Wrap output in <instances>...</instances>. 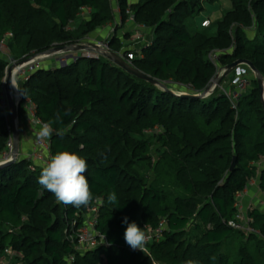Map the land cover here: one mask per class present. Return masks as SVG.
I'll list each match as a JSON object with an SVG mask.
<instances>
[{
    "label": "trees",
    "instance_id": "1",
    "mask_svg": "<svg viewBox=\"0 0 264 264\" xmlns=\"http://www.w3.org/2000/svg\"><path fill=\"white\" fill-rule=\"evenodd\" d=\"M115 1L122 22L131 8L135 22L153 33L150 44L134 49L132 65L172 92L102 56L42 67L21 80L20 119L28 98L45 123L60 113L62 122L52 124L50 158L61 151L84 158L93 201L79 208L58 203L38 183L44 164L31 169L30 161L19 158L0 169V264L5 248L21 254L19 264H264V212H247L255 230L248 236L230 224L237 194L257 176L252 163L264 158L258 82L252 73L249 89L235 102L219 89L203 99L178 92L182 84L191 87L185 93H202L218 67L238 59L253 62L264 75V0H230L232 8L216 21L215 32L214 22L198 27L193 21L204 0ZM83 6L93 8L91 17L67 29ZM115 19L113 0H0V39L13 33L9 54L0 53V153L10 139L1 103L9 58L40 54L55 42L81 43ZM121 38L114 33L111 49L130 52ZM216 52L217 63L211 59ZM258 180L264 190V165ZM112 192L115 204L108 201ZM95 206L97 228L111 245L78 250L71 228ZM125 217L141 229L162 220L165 226L147 242V251H134L124 240Z\"/></svg>",
    "mask_w": 264,
    "mask_h": 264
},
{
    "label": "built area",
    "instance_id": "2",
    "mask_svg": "<svg viewBox=\"0 0 264 264\" xmlns=\"http://www.w3.org/2000/svg\"><path fill=\"white\" fill-rule=\"evenodd\" d=\"M207 1V0H204ZM94 12L93 8L90 6H83L78 13L76 22L80 20L79 24L82 23V21L88 20L92 13ZM127 14L130 15L132 18L131 20L135 22V16L132 14V11L130 8L127 9ZM119 18V19H118ZM128 21V20H127ZM129 22V21H128ZM131 22V21H130ZM73 23V22H72ZM71 23V24H72ZM78 23V22H77ZM122 19L120 17V14L117 16L114 22L109 23V27L112 29H115L118 25H121ZM107 25V26H108ZM211 25V21L209 19L204 20L201 23V27H209ZM135 27H137L135 30L137 32L134 33L131 39V42L134 43L135 46H137L141 42L147 41V36L143 34V31L146 29V27L142 24H137L135 22ZM75 27H71L69 25L67 29H75ZM13 37L12 32H8L2 39H0V50L1 52H4V49H8V40ZM86 40V39H85ZM83 40L81 43H85L88 40ZM97 45L106 48L111 49L110 47V40L106 41H93ZM147 44H150L149 41H147ZM132 50L128 53H124L123 51L118 52L120 55H122L128 62H131L135 55L134 48H131ZM138 49V48H137ZM83 56V57H99L100 55L92 52H76L71 54H57L53 57H55L56 61L60 64V66L68 64L70 61L75 60ZM51 58L50 56H45L43 54H33L31 56H24L21 59H15V58H9V63L6 67L7 69L14 64L19 63L22 60H25V62L14 70V83L18 85V82L16 80L17 77H20V80H28L31 74L38 69H41L43 66L42 62L43 60ZM211 59L213 62L217 63L219 61L218 52L213 53L211 55ZM224 71V68L221 69L220 72L222 73ZM217 73V74H218ZM252 70L247 65H239L237 66L233 72H232V80L231 85L233 86L234 90L229 93L227 92L226 95L231 99L232 102H235L239 99L241 94L245 91H247L251 85V75ZM5 83V80H4ZM178 88L181 93H185L188 91V89H191L190 85H182L179 84ZM14 98L16 101L20 103L22 100L21 94L19 89L14 87ZM2 106L5 110L9 109L8 105V99L6 95L5 86H3V92H2V100H1ZM25 107L28 112V115L31 118V122L34 126V144L32 146V150L30 153L27 154L25 157L28 161H30L32 164L30 166L31 169H35L37 164H46L47 161L50 160V137L46 139H39L36 135V132L40 128V126L45 123L43 120L37 117L36 115V105L31 99H26L25 101ZM9 133H10V139L7 143V149L0 153V164L8 162L13 154V139H12V126H9ZM255 166L262 167L264 165V158L261 159L259 162L253 163ZM247 188H245L244 191L239 192L237 194L236 199V207H237V215L236 220L231 221L230 224L237 229H241L243 231L247 232H255V230L249 226V223H246L247 217V211L244 210L242 207V200L245 197V194H247ZM263 204V202H261ZM248 210V209H247ZM98 207L95 206L93 208H88V213L85 215V218L83 219L81 224H77V222L73 223V226L71 228V234L69 238L71 239L72 243L75 245L76 249L78 250H88V249H95L102 246H110V242L107 238V236L100 232L97 228L98 225ZM247 216V217H246ZM246 225V226H245ZM165 226V220H162L158 227L152 228L151 226L147 225L144 227V232L146 233L148 237V241H151L153 239H158L160 235L162 234V231ZM147 251L146 247L145 250ZM1 253V250H0ZM2 257H4L1 260V264H19L15 261V259L21 254L19 252H16L12 248H5L2 251ZM70 261L74 260V256H71L69 258Z\"/></svg>",
    "mask_w": 264,
    "mask_h": 264
},
{
    "label": "clouds",
    "instance_id": "3",
    "mask_svg": "<svg viewBox=\"0 0 264 264\" xmlns=\"http://www.w3.org/2000/svg\"><path fill=\"white\" fill-rule=\"evenodd\" d=\"M12 85L19 89L15 83H12ZM64 115H69V111H65ZM55 122H62L60 113L55 114L53 121L43 123L40 126L36 132L37 137L39 139L49 138L54 132L52 124ZM56 134L63 135L60 131H57ZM86 172L87 162L84 158L75 152L61 151L53 155L42 166L38 183L51 192L58 203L77 208L87 207L93 201V194L89 181L85 176ZM108 201L113 204L117 202L115 192L108 195ZM123 223L127 225L124 232L125 243L134 251L144 252L148 242L144 230L136 222H129L127 217L123 219ZM184 264H198V262L186 260Z\"/></svg>",
    "mask_w": 264,
    "mask_h": 264
},
{
    "label": "water",
    "instance_id": "4",
    "mask_svg": "<svg viewBox=\"0 0 264 264\" xmlns=\"http://www.w3.org/2000/svg\"><path fill=\"white\" fill-rule=\"evenodd\" d=\"M92 52L96 53L100 56L105 57L109 61L113 62L120 68L124 69L128 73L140 78L147 80L149 82H152L166 90L171 91L163 82L159 81L158 79H155L151 77L150 75L145 74L144 72L140 71L139 69L135 68L131 62H128L122 55H120L118 52L113 51L112 49H106L99 45H97L94 42H85V43H76L71 45H64V46H55L45 52H42L41 54L45 56L53 57L57 54H73L78 52ZM79 58V56H78ZM25 60L20 61L17 64L11 65L7 71H6V77H5V90L6 95L8 99V105H9V113L11 117V125H12V139H13V154L11 159L3 164H0V169L11 166L15 164L19 159L20 154V147H21V134H20V117L18 113V107L19 102L15 100L14 98V87L12 83H14V70L17 68V66L23 64ZM239 65H247L252 70L257 82L259 89L261 91V98L264 106V75L261 73V71L253 64V62L246 60V59H238L234 61L233 63L227 65L224 67V71L222 73H218L215 75V77L212 79L210 84L205 88V90L200 94H188L183 93L181 96H187L189 98H198L203 99L208 97L212 91L220 85L223 80L229 76L233 70L239 66ZM172 92V91H171ZM54 135V132L51 136ZM237 165V157H234L233 162L231 164L230 170L234 171Z\"/></svg>",
    "mask_w": 264,
    "mask_h": 264
},
{
    "label": "rangeland",
    "instance_id": "5",
    "mask_svg": "<svg viewBox=\"0 0 264 264\" xmlns=\"http://www.w3.org/2000/svg\"><path fill=\"white\" fill-rule=\"evenodd\" d=\"M138 1L139 0H129V3L130 4H133V3H137ZM225 3H226L225 7L224 8L221 7V9L219 10V5H217V4H220L219 1H215V2H209L208 0L207 1H203V10L200 11V13L198 12L195 15V17L193 18V21L195 23H200L201 18H203V17H205L207 15H212V18L214 19V24H213V26L211 27L210 30H211V32H215L216 31V28H217L216 21L220 18V15L218 16V14H219L218 11H220L221 14H223L225 11H228V10H230L232 8V2L230 0H227V2H225ZM113 6H114L115 17L117 18V16L119 15V7H118L117 1L113 0ZM214 7H216L217 9H215ZM132 14H133V12H132ZM131 17L129 15V17H127L126 21L123 22V24L118 25L114 29L115 30L114 32L110 33V31H112V28H110V27H108L110 29H107V30L100 29L102 32H99L100 30H98L97 33H93V34L89 35L86 38V40H88V42H93V41H106V40H110L114 36V33H115L120 38L122 37L121 38L122 39L121 40L122 41L121 44H122L123 48H128L129 47V48H134L135 49V48H138V46H139V49H140L141 45H147V41H150L153 38V33H152V30L150 28L146 27V29L143 31V34L145 36H147V41L146 42H141L137 46H135L134 43L131 42V39H132L133 34H135L134 33V30L137 27H135V22H133L131 20L132 19ZM77 22L74 21L71 24V27H75V26L78 27L80 20L77 21ZM104 27L106 28L107 25L104 26ZM198 27H200V24H199ZM103 31H106L109 34H107L106 32H103ZM137 31L135 30V32H137ZM127 35H129V36H127ZM53 45H57L58 46V43L55 42V43H53ZM4 50H5L4 52H1V50H0V53H3L4 55L9 54V50H10L9 47H8V49H4ZM81 57H83V56H81ZM103 58H105V57H103ZM53 60H55V61H53ZM49 61L55 63L56 62V59H55V57H51V58H47V59L43 60L42 64H43L44 68H46V69H48V68H51V69L54 68L53 67L54 66V63L53 64H48ZM82 62L83 63H86L87 60H82ZM58 65H60V64L58 62H56V65L55 66H58ZM221 69H222V67H218L217 73L220 72ZM231 78H232V73L229 76H227V78L225 79V81L222 82L220 85H218L212 91V93H214V91L216 89L221 90L225 94L227 92L233 91L234 88L231 85V80H232ZM16 80L18 82V88H19V82L21 81L20 80V77H17ZM178 92L180 93V90H178ZM22 110H23V112L25 114L26 111H27L26 110V107H25V104H24V107L22 108ZM24 114H23V116H24ZM6 117H7V121H8L9 126H11V117H10L9 109H7V116ZM9 126H8V128H9ZM158 130L160 131V129H158ZM154 157L157 158V154H154ZM261 169H262V167L257 166V176L251 178V180L249 181V183H248L249 186L247 188V194H245V197L243 198L242 203H241L242 204V207L247 212H250L251 210H253L255 208H260L261 211L264 212V190H262L260 188V186H259V180H258L259 179V173H260ZM148 176H149V179H152L153 178V171L152 170L149 171ZM244 201H246V202H244ZM261 202H263V204H261ZM85 215H87V214H85ZM252 221H253V219L251 217H249V215H248L247 220H246V223H249L250 224L249 226H251ZM244 232L246 233L247 236L250 233H253V232H247V231H244Z\"/></svg>",
    "mask_w": 264,
    "mask_h": 264
},
{
    "label": "crops",
    "instance_id": "6",
    "mask_svg": "<svg viewBox=\"0 0 264 264\" xmlns=\"http://www.w3.org/2000/svg\"><path fill=\"white\" fill-rule=\"evenodd\" d=\"M219 1L220 4H217L219 5V10L222 8L225 7L227 0H217ZM217 7V6H216ZM216 7H214L215 9H217ZM219 14L218 16L220 15V18L222 17L223 14H221L220 11H218ZM219 18V19H220ZM206 19H209L211 22H214V19L212 18V15H207L203 18H201L200 20V23H196L197 26H201V23L206 20ZM109 25L105 28H101L102 30H107V29H110L108 28ZM115 30L112 29V31H110V33L114 32ZM99 32H102L101 30ZM103 32H106V31H103ZM97 33V32H95ZM107 34H109L108 32H106ZM252 36L250 37H253L254 33L251 34ZM55 61V60H53ZM57 62V61H56ZM56 62H51L49 61L48 64H53L54 63V66L53 67H56ZM14 94V93H13ZM20 134H21V147H20V154H19V158H25L27 156L28 153L31 152L32 150V146L34 144V126L31 122V118L30 116L28 115V112L26 111V113L24 114V116H22V118L20 119ZM246 202V201H244ZM249 203V202H248Z\"/></svg>",
    "mask_w": 264,
    "mask_h": 264
}]
</instances>
